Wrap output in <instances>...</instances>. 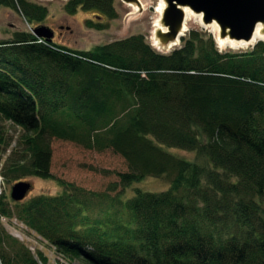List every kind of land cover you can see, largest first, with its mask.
Wrapping results in <instances>:
<instances>
[{"label":"trees","instance_id":"1","mask_svg":"<svg viewBox=\"0 0 264 264\" xmlns=\"http://www.w3.org/2000/svg\"><path fill=\"white\" fill-rule=\"evenodd\" d=\"M115 1L69 0L64 10L115 20ZM0 7L31 25L48 14L26 0ZM181 41L169 54L142 35L91 51L26 32L0 41V154L10 146L5 123L23 131L1 169L8 182L55 180L53 139L112 151L129 169L103 192L61 179L55 196L17 203L4 192L0 219H16L71 264H264V42L223 53L198 30ZM167 149L196 152L211 169ZM148 177L170 188L124 199ZM0 264L49 263L0 223Z\"/></svg>","mask_w":264,"mask_h":264},{"label":"rangeland","instance_id":"2","mask_svg":"<svg viewBox=\"0 0 264 264\" xmlns=\"http://www.w3.org/2000/svg\"><path fill=\"white\" fill-rule=\"evenodd\" d=\"M30 3L43 6L48 14L45 22L40 25L29 24L21 13L11 8L0 7V41H10L15 33H32L37 27H47L54 32L53 42L57 45L67 47L72 51H91L97 46L109 44L111 42L127 39L131 36L142 35L145 41L158 53L169 54L173 50L182 46L181 38L178 46L172 50L165 43L168 41L160 34L167 33V28L163 24V16L167 8L166 2L162 0H133L126 3L123 0H116L114 7L118 14L117 19L108 20L99 18L93 12L79 11L76 15L70 16L64 6L69 0H26ZM92 20L95 23L104 24V30H95L87 27L86 22ZM216 25V24H215ZM160 26V27H159ZM159 27V28H158ZM185 38L191 30H198L211 35L220 52L241 53L249 52L259 41L246 49H235L231 46L222 45L219 27L209 25L204 26L198 18L191 17L186 23ZM183 29V30H184ZM156 41L157 50L153 46ZM165 45V46H164ZM171 46V45H170ZM4 125V124H3ZM6 135L10 142L9 149L5 155L0 154V174L6 156L16 147L23 131L12 123H5ZM52 163L51 173L55 180H43L31 178L26 180L32 185V191L25 199L26 201L36 196L46 194L55 196L62 192V188L57 179L73 183L81 188L93 192H103L109 189L111 184L119 183V174L128 172L126 161L112 151L96 152L83 148L72 142L58 139L52 140ZM170 154L179 159L199 164L211 169L210 162L206 157L199 156L196 152L179 149H167ZM4 178V177H3ZM4 191L11 199L12 187L15 183L8 182L5 178ZM170 180L166 177H148L139 183L133 184L125 191L124 199L132 198L137 189L150 193L165 192L170 188ZM264 208V204H263ZM0 223L5 231L13 238L25 245L33 254L44 253L49 264H71L58 250L49 242L43 240L33 231L29 230L16 219L2 217ZM79 263L86 264V261L79 260Z\"/></svg>","mask_w":264,"mask_h":264},{"label":"water","instance_id":"3","mask_svg":"<svg viewBox=\"0 0 264 264\" xmlns=\"http://www.w3.org/2000/svg\"><path fill=\"white\" fill-rule=\"evenodd\" d=\"M126 3L133 0H123ZM167 8L163 16V24L167 33H161L168 47L177 39L184 37L185 10L201 15L204 26L215 23L220 29V38L232 41L249 42L258 24L264 25V0H165ZM39 40L52 43L54 32L44 26L32 30ZM164 45V46H165ZM32 185L21 181L13 185L11 199L23 202L30 192Z\"/></svg>","mask_w":264,"mask_h":264},{"label":"bare ground","instance_id":"4","mask_svg":"<svg viewBox=\"0 0 264 264\" xmlns=\"http://www.w3.org/2000/svg\"><path fill=\"white\" fill-rule=\"evenodd\" d=\"M163 2H165V0H162ZM185 23H184V27H186V23L190 20L191 17H196L198 18V21H202V17L201 15H196L194 14L193 12H191L190 10H185ZM213 26H216L215 23H213ZM160 27V26H159ZM158 27V28H159ZM184 32L186 31V28L183 30ZM183 32V33H184ZM264 40V25L263 24H258L256 29H255V33L253 35V38L249 41V42H245V41H240V42H237V41H232V40H229V39H223L221 42L222 45H227V46H231L235 49H246L250 46H252L253 44L259 42V41H263ZM41 41H44V40H41ZM179 44V39H177L174 43L171 44V46L169 45L168 48L169 49H173L174 47L178 46ZM153 46L159 50L160 48L158 47L156 41L153 40ZM161 50H167V47L166 49H161Z\"/></svg>","mask_w":264,"mask_h":264},{"label":"built area","instance_id":"5","mask_svg":"<svg viewBox=\"0 0 264 264\" xmlns=\"http://www.w3.org/2000/svg\"><path fill=\"white\" fill-rule=\"evenodd\" d=\"M4 185H5V181L3 176L0 174V195H2L5 191H4Z\"/></svg>","mask_w":264,"mask_h":264}]
</instances>
